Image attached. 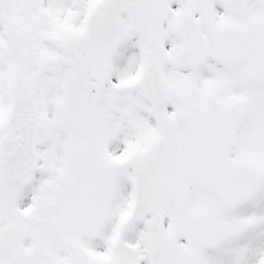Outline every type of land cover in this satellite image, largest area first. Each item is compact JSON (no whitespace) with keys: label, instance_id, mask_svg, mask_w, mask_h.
<instances>
[{"label":"snow or ice","instance_id":"1","mask_svg":"<svg viewBox=\"0 0 264 264\" xmlns=\"http://www.w3.org/2000/svg\"><path fill=\"white\" fill-rule=\"evenodd\" d=\"M0 264H264V0H0Z\"/></svg>","mask_w":264,"mask_h":264}]
</instances>
